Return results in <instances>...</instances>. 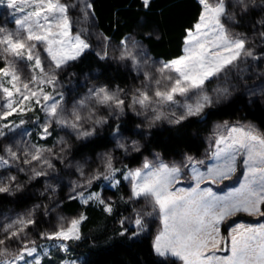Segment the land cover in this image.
Segmentation results:
<instances>
[{"label":"snow or ice","instance_id":"6c2138e0","mask_svg":"<svg viewBox=\"0 0 264 264\" xmlns=\"http://www.w3.org/2000/svg\"><path fill=\"white\" fill-rule=\"evenodd\" d=\"M151 2L141 0L145 9L151 6ZM198 3L201 11L196 23L185 30L183 55L161 61L157 67L155 62L150 63L146 54L138 57L129 48V43L135 45L136 41L129 37L120 42L122 51L118 59L131 60L138 71L142 66L149 69L143 72L144 82L132 93L131 103L126 104L121 98L127 96L123 89L113 91L106 86L92 87L83 100L73 103L69 111L64 106L63 94L55 91L57 72L90 48L80 33L72 34V21L68 15L70 5L61 0H0V5L12 10L15 24L13 29L0 25V61L4 64L0 67V137L5 136L4 129L12 130L26 123L21 119L15 124L10 117L35 111L37 107L44 113L43 123L39 116L34 121L39 125L37 135L41 140L52 135L53 124L72 129L77 139L94 135L98 126L108 123L107 117L97 115V108L109 109V115H123L127 107L136 115H143L149 128L162 120L180 125L190 117H201L205 109L229 94L227 89L217 88L214 95H209L207 83L228 72L242 57H257L251 48L246 47L248 37L245 34L230 31L222 23V18L227 17L238 24L236 16L227 11V0H198ZM81 4L86 17L94 15L89 0H81ZM235 6L241 13H246L250 6L260 5H256V0H235ZM256 23L264 29V19ZM147 35L151 38V33ZM259 37L264 41V30L259 31ZM38 49L47 55L42 58ZM107 55L105 50L100 58ZM20 64L27 68L30 78L22 77ZM153 68L156 75L151 70ZM47 87L53 91H46ZM85 122H90L89 130L83 127ZM112 135L120 137L119 125L112 130ZM209 141L211 159L215 163L186 155L181 163L169 164L157 155L152 160L145 158L138 168L125 165L121 169L114 166L115 158L111 152L103 153L100 156L102 170L86 176L77 166L83 181L74 185L69 199H78L84 205L95 203L111 214L112 198H104L101 192L89 190L95 181L100 180L107 182L112 189L118 188L122 183L117 178L119 174L130 185V195L125 203L143 200L151 209H134L135 219L131 223L136 231L132 235L145 230V217L160 221V230L152 243L157 255L175 257L181 264H264V223L258 226L237 223L226 236L221 232L222 225L240 213L264 219V133L251 124L229 125L225 122L216 126ZM56 145L60 146L59 153L54 151L55 146L44 148L26 144L19 151L7 146L2 149L6 155H0V168L15 165L18 172H24L25 168L19 166L23 157L24 165L32 166L36 162L52 170L55 167L52 158L63 159L62 154L70 148L63 138L56 141ZM116 149L127 155L129 151L139 152L141 146L136 140L129 144L117 139ZM238 158L243 165L239 187L223 196L216 195L211 187H201L202 182L215 185L231 179L237 172ZM201 166L206 171H201ZM186 169L191 170L194 187H178ZM30 170L29 179L48 174L43 168L31 167ZM22 187L17 176H0V193L14 194ZM34 211L10 222H0V264H41V254L48 255L46 248L38 251L35 240L27 237L29 226L38 223ZM86 219L83 213L71 220L58 217L55 231L39 235L42 239L57 241L54 246L67 252L66 242L81 239L80 225ZM128 219H121V226ZM127 231L128 228H124L120 235ZM10 242L17 244L19 251L10 259H4L10 255ZM225 249L230 254H217ZM61 264H75V261H62Z\"/></svg>","mask_w":264,"mask_h":264},{"label":"trees","instance_id":"16d2710c","mask_svg":"<svg viewBox=\"0 0 264 264\" xmlns=\"http://www.w3.org/2000/svg\"><path fill=\"white\" fill-rule=\"evenodd\" d=\"M89 2L93 5L92 20L90 16L86 17L83 14L78 4L70 6L69 9L71 18L75 19L77 15L78 26L82 27L85 22L84 33L90 32L89 28L94 24L99 33L116 42L133 35L153 58L162 60L172 59L182 53L185 30L196 23L201 11L198 0H152L151 6L147 9L143 7L141 0H89ZM258 17L264 19V11L258 13L255 8H251L248 19L257 24L256 22L261 20ZM149 33L151 38L147 35ZM3 66V62L0 61V67ZM68 69L76 73L96 70L97 79L110 86L127 87L136 79L134 71L119 63L101 59L94 48L86 50L77 60L70 61ZM253 84H256L260 91H250L255 88L244 87L227 100L205 109L201 117H190L180 125L164 124L156 127L154 125L143 131L137 129V117L128 111L109 120L90 137L77 139L73 131L66 130V134H63L61 129L53 126L52 135L41 140L37 135L38 128H34L35 118L37 116L41 118L39 108L26 114V122L28 128L31 127L29 128L31 139L35 144L42 142L47 148L55 146L54 151L57 153L60 146L56 145V141L63 138L70 145L62 154L63 159L52 158L57 173L63 176L72 174L65 168V161H76L80 168L96 167L100 160L99 156L107 150L115 152L118 157L115 167L124 169L125 165L128 167L138 164L142 158L154 151L159 152L164 158L178 157L182 153L198 155L204 148L205 135L216 120L224 118L248 120L264 131V78L257 77L256 82H250L249 85ZM255 93L262 96L257 97ZM117 125L120 127L121 135L129 139L132 137L139 142L141 146L139 152L129 151V155H125L123 150L116 149V138L113 137L112 130ZM142 131L146 133H140ZM18 174L25 176L22 172ZM45 178L49 180L47 176L26 180L28 182L22 191L14 195L0 193V210L44 204L50 193L49 189L45 188L46 192L42 189L47 183ZM117 178L121 179L122 183L116 189H112L103 180L95 181L90 189L112 198L111 214L104 212L102 206L95 203L84 205L78 199L70 200L69 182L64 185L55 180L53 186L56 187V194L52 201L56 203L57 208L65 214L83 213L87 219L80 225L81 239L67 241L68 251L60 252L46 264H55L63 257L79 259L83 264H177L175 258L161 257L153 251L150 232L153 221H148V217H145L147 231L132 235L136 231L131 223L135 219L134 209L146 210V207L141 201L125 203L130 195L127 183L119 174ZM39 212L40 219L45 221L46 218L40 209ZM125 217L129 219L121 226L120 220ZM124 228H128V231L120 235Z\"/></svg>","mask_w":264,"mask_h":264},{"label":"rangeland","instance_id":"374dc122","mask_svg":"<svg viewBox=\"0 0 264 264\" xmlns=\"http://www.w3.org/2000/svg\"><path fill=\"white\" fill-rule=\"evenodd\" d=\"M62 3H66L70 6H73L75 4L79 5L80 10L82 9V4H81V0H61ZM211 2V0H210ZM256 5H260V6H250L248 11L246 13H241L240 9L238 7L235 6V0H227V11L229 14H234L236 16V21L238 22V24L230 19H228L227 17L222 18V23L225 24L226 28H229L230 31L233 32H239V33H243L248 37V43L246 45V47H249L252 49V51L254 52V55L257 57L256 59H253L252 57H242L236 64V66H234L233 68H231L228 72L221 74V76L219 78H215L213 79L211 82L207 83L206 85V92L209 95H214V90L217 88H221V89H227L228 90V95L224 98H221L219 100L220 103L222 101L227 100L228 98L232 97L235 93L239 92V90L245 88H255V90H250V91H260L259 87L255 84L253 85H249L250 82H256L257 77L260 78V76H262V78H264V41H262L259 37V31H261L260 27L255 24V22L252 19H248V15H249V11L251 10V8H255V10L258 13H261L264 11V5H261V0H256ZM70 9V7H69ZM27 10V9H26ZM0 15H1V22L0 25L5 26L9 29H13L15 28V24H14V20H13V13L11 9H7L5 6L0 5ZM68 15L70 17V10L68 11ZM90 16V20H92L91 15ZM263 18V16H262ZM72 21V27H71V31L72 34L75 35L76 33H80L81 34V38L85 39L89 45L90 48H94L95 51L97 52V54H99L98 56L101 57V55H103L104 51L107 50V57L104 59L119 63L129 69H131L132 71L135 72V81L133 83H131L129 86H120V85H114V86H110L107 84H104L102 81L97 79V75H96V70H91V71H85L82 73H76L75 71H73L72 69H68V65L70 64V62L64 67V69L62 71H58L57 72V79H58V84L56 86L55 91L62 93L64 96V106L67 110H71L73 103L83 100L87 93L88 90L92 87H100V86H106L108 87L110 90L115 91L117 88L123 89L125 91V93H127V96H122L121 98L126 100V104L131 103V95L132 93L135 91V89L141 87L142 83L144 82V76H143V72L147 71L149 69L145 68V67H141V69L138 71L136 69V67L133 65L131 60H120L118 59V57L120 56V53L122 51V46L120 44V42L122 40H126L129 37L131 38L132 41H136L137 43L135 45L131 44V42L129 43V48L136 54H138V57H144L145 54L147 56V58H149L150 63L151 62H155V65L158 67L159 63L161 61H170L172 59H175L181 55H183V48H182V53L172 59L169 60H162V59H158V58H153L145 49V47L142 45V43H140V41H138L133 35H130L128 37L123 38L121 41L116 42L113 41L112 39H110L109 37L103 36L101 33H99L96 29L94 24H92V27H90V32L88 33H84L85 28V22L84 25L81 27V25L78 26V17L76 15L75 19L71 18ZM85 19V17H84ZM258 19H261V17H258ZM92 22V21H91ZM253 25H255V29L253 28ZM77 26V27H76ZM259 37V38H258ZM92 40V42H91ZM184 46V44H183ZM38 51H41V55L42 58L45 57L47 54L42 52V49H38ZM46 66H47V61L45 62ZM19 69L21 72V75L23 78H30V75L28 73L27 68L23 65L20 64L19 65ZM153 74L156 75L155 73V69H151ZM46 91H53V89L51 87H47ZM255 95L258 96H262L260 93H255ZM261 98V97H259ZM183 99V98H180ZM191 102V101H189ZM215 104V103H214ZM38 108V107H37ZM167 110V109H165ZM109 109L107 108H97V115L98 116H104L107 117L108 121L111 119H115V117L118 115H109ZM131 112L133 113L136 117H137V129H142L143 131L145 129H148L149 127L148 125V121L145 119V117L143 115H136L133 111H131L129 108H125V112ZM34 112V111H32ZM41 112V111H40ZM28 113V112H27ZM23 115H13L12 117L9 118L10 121H12L15 124H19L20 120L23 119L24 121H26V114ZM86 114V113H85ZM43 119H44V113L41 112V118H40V122L43 123ZM35 121V120H34ZM225 122H227L229 125H235V124H241V125H253L255 126V128L260 132V133H264V131L260 128H258L253 122L248 121V120H242V119H228V118H224V119H220V120H216L212 126L210 131L205 135V145L203 150L198 154V155H193L191 153H182L181 155H179L178 157H172V158H164L159 152L154 151L151 154L145 156L144 158H142V160L135 165L132 166H128L129 168H138L141 166V164L143 163L144 159L147 158L149 160H152L155 158V156H159L161 160H163L165 163H181L184 160V157L186 155H190L193 156L196 160H211V163H215L214 159H211V152H212V148L210 147V141H209V137L212 136L215 128L217 125H223ZM107 124V123H106ZM104 124V125H106ZM164 124H169L166 120H162L159 121L155 124L156 126H160V125H164ZM102 126H98L96 128V131L98 129H100ZM58 127L55 124L52 125V127ZM38 128L39 129V125L34 124V128ZM83 127L85 128V130H89L91 128V124L90 122H85ZM31 128V127H29ZM28 128V124L27 122L24 125H21L18 128L9 130V129H4L5 131V136L0 137V155H6L2 149L7 147V146H11L13 148V151H19L22 150L23 147L27 144V145H37L40 147H44L47 148L46 146L42 145V142H38V143H34L33 140L31 139L32 135H31V131ZM59 129H61V132L63 134H66V130H70L73 131L70 128H61L58 127ZM95 131V132H96ZM140 132V133H146V132ZM73 133H75L73 131ZM76 134V133H75ZM117 139H119L121 142H128L129 144L131 143L132 140H135L134 138L131 137V139H129L127 136H123L120 135V137L116 138L115 144L117 143ZM116 147V145H115ZM111 152L110 150L105 151V153ZM112 153V152H111ZM47 155V153L45 154ZM112 155L114 156L115 160H114V166H115V161H117L118 157L116 156L115 152L112 153ZM129 155V154H127ZM101 156V155H100ZM99 156V157H100ZM23 157H21V162L19 164L20 167L25 168V171L22 172L25 176H19V172L17 171V168L15 165L9 167V168H0V176L3 177H7L9 175H15L17 176V182L21 185H23V187L26 185L25 183L28 182L26 180H32L29 179V177L31 176V167H37V168H43L44 171H46L48 174L46 175L47 178H49V180H46L47 183L44 184V186L42 187V189L46 192V189H49L50 193L48 194V199L45 200L44 204L39 205V207H35L36 205H30L28 207H23V208H17V209H6V210H0V222H10L11 220L16 219L18 216L24 215L25 213H27L30 210L35 209L33 216L34 218L38 221V223L35 226H29V228L26 230L27 233V237L30 240H35L36 245L38 246V251H40L41 249L46 248L48 250V255L44 256L43 254H41V264H46L49 263L47 262L50 258L53 257H57L60 251L58 247L54 246L57 245L58 242L57 241H49L47 239H42L40 237V233L41 232H52L56 230V225L58 222V217H64L66 220H71L72 218L78 217L79 214H65L63 211H61L60 209L57 208L56 203L54 201H52L55 197L54 195L56 194V187L53 186L55 183V180H57L58 182H60L59 184H64L66 185L67 182H69V187H68V191L69 194H73V187L75 184L77 183H81L83 181V177L80 176L79 171H77V162L70 160V161H65L64 166L65 168H67L68 171H71L72 174L71 175H66L63 176L59 173H57L56 170V164H54V169L50 170L47 168H44L43 165H37L36 162H33L32 166L29 165H24L22 163ZM209 166H211L209 164ZM85 175H91L93 172H95L96 170H102L101 167V160H99V163L97 164L96 167H82ZM126 170V169H125ZM201 171H206V168H204L203 166L200 167ZM75 175V176H74ZM44 177V176H42ZM243 179V165H242V161L239 160L238 158V166H237V172L235 174H233V176L231 177V179L229 180H224L221 181L215 185H211L207 182H202L201 183V187H211L213 192H215L216 195L219 196H223L225 195L228 191H230L233 188H237L239 187V183L240 181ZM71 182V184H70ZM127 183V187L128 190L130 188V185L128 184L127 181H125ZM104 183L107 184V182L104 181ZM15 185H13L14 187ZM195 186V181H193L191 179V170L190 169H186L184 170L183 174H182V180L179 183L178 187L181 188H190V187H194ZM22 187V189H23ZM22 189L20 191H22ZM78 190H82V189H78ZM20 191H16L14 194L20 192ZM90 191V190H89ZM14 194H10V195H14ZM130 194V192H129ZM102 196L104 198H108L109 195H104L102 193ZM141 202H143V204L145 205L143 200H140ZM146 207V205H145ZM39 209L41 211L42 214H44L46 220L42 221L40 219V212ZM147 211H150V208L146 207ZM47 212V214H45ZM148 221H153V227L151 229V241L153 243V239L155 237V235L157 234V232L160 230V221L158 218H154V217H148ZM41 223H44V225H42ZM237 223H242L245 225H252V226H258L260 223H264V219H261L259 217H253V216H248L247 214L244 213H240L237 214L236 216H233L229 219V221H226L224 225H222L221 227V232L222 235H227L228 230L232 227L235 226V224ZM134 227L135 225L132 224ZM147 224H145V230L147 231ZM142 231V232H144ZM153 248V247H152ZM8 251L10 255H7L5 257H3L4 259H10L12 255H15L18 251H19V246L17 244L14 243H9L8 244ZM218 255H227L230 254V251L228 249H225L223 252H218ZM172 257V256H171ZM60 258V257H59ZM175 258V257H173ZM177 261V264H181V262L175 258ZM62 261H75V264H83L79 259H74V258H69V257H63L61 259H59L57 261V263L55 264H61Z\"/></svg>","mask_w":264,"mask_h":264}]
</instances>
